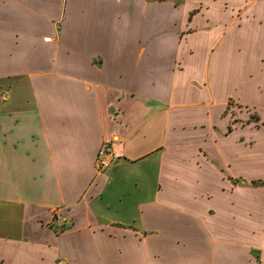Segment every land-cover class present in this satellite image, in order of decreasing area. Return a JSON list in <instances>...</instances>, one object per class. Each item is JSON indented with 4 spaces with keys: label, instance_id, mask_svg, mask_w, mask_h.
Here are the masks:
<instances>
[{
    "label": "crops",
    "instance_id": "crops-1",
    "mask_svg": "<svg viewBox=\"0 0 264 264\" xmlns=\"http://www.w3.org/2000/svg\"><path fill=\"white\" fill-rule=\"evenodd\" d=\"M234 96L264 110V0H0V264H264Z\"/></svg>",
    "mask_w": 264,
    "mask_h": 264
},
{
    "label": "rangeland",
    "instance_id": "rangeland-1",
    "mask_svg": "<svg viewBox=\"0 0 264 264\" xmlns=\"http://www.w3.org/2000/svg\"><path fill=\"white\" fill-rule=\"evenodd\" d=\"M172 50H168V53H159L158 54V64L164 68L169 65H173L174 61L177 59V57H182V53L180 51L178 52V47L175 45L170 46ZM184 57V56H183ZM192 60H188L187 64L193 65ZM245 67L243 65H239L238 67ZM245 68H242L243 70L246 71ZM162 80L167 81V87H170V83L172 80L171 75H169L167 78H162ZM259 100H263L260 97H256ZM226 103V116L230 121L234 123V126H244L248 128L249 130H257V129H263L264 130V110H258L256 106L250 104V103H245L241 100H239L237 97H232V98H227L225 100ZM253 116H258L260 119L257 121ZM213 117L216 118V113H213ZM199 116H194L193 119H198ZM256 120V121H255ZM63 227H65L63 225Z\"/></svg>",
    "mask_w": 264,
    "mask_h": 264
},
{
    "label": "built area",
    "instance_id": "built-area-1",
    "mask_svg": "<svg viewBox=\"0 0 264 264\" xmlns=\"http://www.w3.org/2000/svg\"><path fill=\"white\" fill-rule=\"evenodd\" d=\"M116 152L114 149V142L108 141L102 144L96 156V167L99 171L109 169L116 160ZM64 228V227H62Z\"/></svg>",
    "mask_w": 264,
    "mask_h": 264
}]
</instances>
